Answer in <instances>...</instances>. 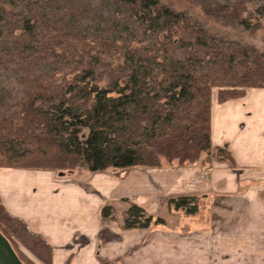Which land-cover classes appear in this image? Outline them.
Returning a JSON list of instances; mask_svg holds the SVG:
<instances>
[{"label": "trees", "instance_id": "1", "mask_svg": "<svg viewBox=\"0 0 264 264\" xmlns=\"http://www.w3.org/2000/svg\"><path fill=\"white\" fill-rule=\"evenodd\" d=\"M119 22L92 37L80 29L89 0H0V69L20 76L23 97L0 91V167L90 172L132 168L236 167L227 148L213 146L212 101L244 97L264 88V49L217 35L161 0H107ZM207 15L245 28L260 21L250 0H200ZM124 26V24H123ZM179 52L182 55H179ZM46 70L33 72L35 64ZM168 209L184 217L202 210L201 196L169 197ZM102 219H115L103 206ZM166 220L135 202L122 228H149ZM0 230L20 258L23 244L43 264H52L50 243L10 213L0 198Z\"/></svg>", "mask_w": 264, "mask_h": 264}, {"label": "rangeland", "instance_id": "2", "mask_svg": "<svg viewBox=\"0 0 264 264\" xmlns=\"http://www.w3.org/2000/svg\"><path fill=\"white\" fill-rule=\"evenodd\" d=\"M161 1L174 10L185 12L217 35L230 36L264 49V0L248 3L257 15L252 25L260 21L255 29H247L225 17L205 14L200 0ZM89 2L90 5L81 8L85 11L80 12L79 25L88 36L104 34L110 26L127 32L143 31V26L136 22L126 19L119 22L111 2ZM179 55L182 54L179 52ZM44 70V64L33 67L36 73ZM19 79V74L13 70L0 69V91L9 93L14 102L23 97ZM217 92L215 88V102ZM39 170L42 178L66 180L72 194L85 193L79 204L92 216L100 214L101 264H264L263 160L235 169L226 162L215 161L209 167H179L165 163L160 167L132 168L126 175L115 169L102 172ZM181 194L201 196L202 210L197 216L184 217L168 209L167 199ZM133 202L163 217L165 225L122 228ZM108 204L114 206L115 219L106 222L101 210ZM18 244L26 258L34 264H43L28 248Z\"/></svg>", "mask_w": 264, "mask_h": 264}, {"label": "crops", "instance_id": "3", "mask_svg": "<svg viewBox=\"0 0 264 264\" xmlns=\"http://www.w3.org/2000/svg\"><path fill=\"white\" fill-rule=\"evenodd\" d=\"M212 140L214 147L231 151L235 168L264 161V88H247L244 97L223 103L213 97ZM40 176L36 169L0 167V198L7 210L50 243L52 264H101L100 214L82 207L86 194H72L66 180Z\"/></svg>", "mask_w": 264, "mask_h": 264}, {"label": "water", "instance_id": "4", "mask_svg": "<svg viewBox=\"0 0 264 264\" xmlns=\"http://www.w3.org/2000/svg\"><path fill=\"white\" fill-rule=\"evenodd\" d=\"M0 264H27L25 263L10 240L0 230Z\"/></svg>", "mask_w": 264, "mask_h": 264}]
</instances>
